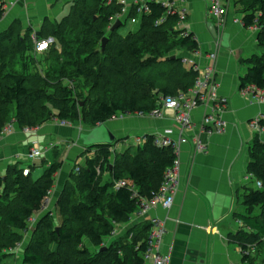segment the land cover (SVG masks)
<instances>
[{
  "label": "trees",
  "instance_id": "trees-1",
  "mask_svg": "<svg viewBox=\"0 0 264 264\" xmlns=\"http://www.w3.org/2000/svg\"><path fill=\"white\" fill-rule=\"evenodd\" d=\"M241 4L243 25L250 27L256 20L257 43L264 49V0H242ZM148 7V13H139L138 6H133L130 17L141 16L138 31H130L125 37L114 31L103 52L101 39L112 19L122 13V5L116 0H74L60 22L45 19L37 40L52 38L47 47L55 53L58 43L75 62L74 66H62L61 74L71 69L89 87V101L82 106L88 126L95 127L117 114L149 112L161 98L193 86L197 72L187 69L181 57L167 53L172 48L197 51L198 41L192 32L179 28L176 8L167 13L168 9L158 2L148 3ZM4 14L5 1L0 0V19ZM162 17L165 19L159 24ZM18 23L15 20L0 33V131L11 120L21 129L37 128L51 119L74 124L80 100L72 88L60 82L53 86L48 78L34 74L26 78L13 70L19 65L13 59L33 49L32 43L21 37ZM9 61L13 62L8 66L5 63ZM153 63H164L170 71L158 68L145 76ZM249 65L240 78V88L264 89V53L253 55ZM21 68L27 69L23 64ZM46 88H53V93H45ZM260 125L264 127V120ZM142 138L132 151L116 154L113 159L110 145L95 146L85 166H77L78 172L71 171L56 203L59 222L51 212L37 222L22 251L23 264H143L141 253L147 247L148 224L138 231H127L98 251L116 226L129 221L141 199L155 196L165 170L177 158L171 146L159 147L153 134ZM250 157L248 172L261 182V188L245 192L246 214H235L243 227L229 233L226 240L239 247L243 261L255 264L257 253L264 250V142L253 143ZM59 168L60 163H53L35 180L30 174L24 176L21 168L0 176V252L12 251L22 240L29 219L49 198ZM120 181L123 185L117 186ZM255 207L258 214H252Z\"/></svg>",
  "mask_w": 264,
  "mask_h": 264
},
{
  "label": "crops",
  "instance_id": "crops-1",
  "mask_svg": "<svg viewBox=\"0 0 264 264\" xmlns=\"http://www.w3.org/2000/svg\"><path fill=\"white\" fill-rule=\"evenodd\" d=\"M116 1L122 5V13L112 19L111 25L120 20L123 22L119 27L121 28L130 20L133 24L132 32L138 31L141 16L135 18L136 22H132L133 18L129 15L131 8L136 5V0ZM166 1L173 2L177 9H185L187 17L183 27L194 34L199 44L197 51L177 50L174 55L205 66L210 62L207 54H217L215 65L219 93L228 98V103L221 113L226 127L221 133L200 135V139L206 144L205 152L197 151L191 136L188 135L187 142L181 144L178 149L179 184L171 207L164 209L155 206L144 214H131L127 223L117 226L118 234L114 236H123L135 227L142 229L144 224L149 225L150 218L156 217L164 224L162 251L169 253L168 264H249L242 260L239 247L228 243L226 236L242 229L243 224L235 218V214H246L243 196L248 189H256L248 178V164L252 162L250 152L253 143L264 142V133H256L249 122L264 114V102L251 94L243 93L240 78L249 69V59L253 55L263 54L264 49L257 43V30L253 26L243 25V7L236 0H231V8L220 22L209 12L206 0ZM68 2H72V5L74 0H5V14L0 19V33L17 20L20 25L22 23L28 34H34V39H37L45 19L57 23ZM238 12L241 13L240 17ZM234 19L238 22H234ZM110 27L106 33L108 37L112 34ZM211 27L215 29L216 38L211 32ZM119 28L116 30L118 34ZM223 34L228 35L227 47L222 44ZM126 35L122 33L120 36ZM185 67L189 69L191 64H185ZM261 91L264 93V89ZM210 109L208 105H201L192 111L195 124L193 133L198 131V123ZM104 123L116 136V141L110 145L112 159L116 154L128 149L132 151L136 136L173 129L175 139L179 128L172 110L164 111V115L159 118L117 114ZM92 128L81 127L75 123L61 125L58 119H51L34 128L30 134L23 133L21 128L15 125L11 133L0 135L2 177L11 170L29 168L31 178L37 179L43 174V169L33 173L32 168L40 160L45 162L41 157L48 151H52L54 156L50 162H45L46 166L60 163L49 198L42 209L29 219L25 233H31L37 222L49 212L54 213L55 222H59L56 203L71 171L78 168L77 166H85L86 160L94 155L95 147L90 149L91 147H85L80 142V134L87 133ZM31 141H36L42 150L41 159L33 162L26 156ZM57 150L60 152L55 154ZM108 178L107 174L105 180ZM258 213L259 209L255 207L252 214ZM113 238L116 237L106 239V244ZM85 243L90 246L88 240Z\"/></svg>",
  "mask_w": 264,
  "mask_h": 264
},
{
  "label": "built area",
  "instance_id": "built-area-1",
  "mask_svg": "<svg viewBox=\"0 0 264 264\" xmlns=\"http://www.w3.org/2000/svg\"><path fill=\"white\" fill-rule=\"evenodd\" d=\"M208 4V10L213 14L217 21L220 22L231 8V0H206ZM158 2L165 6L168 10L167 13L174 12L172 11L174 6L173 2L166 0H136V5L138 6L139 13H148L149 7L148 3ZM123 3V1H121ZM179 16L178 26H182L181 30H188L183 27V24L186 21V12L185 9H177ZM166 17V16H164ZM162 17L158 23L164 21ZM132 22H136V19L133 18ZM234 22H238L237 19H234ZM256 30L258 26L256 20L252 25ZM183 35L185 32H182ZM52 41V38H47L44 40H36V50L42 51L47 48V44ZM46 45V48L43 46ZM216 52H210L207 54V58L210 61L205 66H199L195 63H192L187 58L182 57V62L185 64H191V68L197 72L194 84L188 91H181L173 96H168L161 98L159 105L145 113H137L138 115H147L153 118H159L164 115V111L172 110L174 112V119L178 124V136L173 138V129H166L163 132H157L153 134L155 136V143L159 147L171 146L174 149L176 155H178L179 146L183 143H186L188 140V135L191 136L196 150L199 152H205L206 144L200 139L201 134L212 135L214 133H221L225 130L226 123L223 120L221 113L223 107L227 105L228 98L219 93V84L216 78ZM243 93L251 94L253 97H256L259 101L264 102V93L261 90L254 88L253 86H247L242 89ZM208 105L211 107L201 118L198 123V131L194 132L195 124L192 120V111L201 106ZM264 120V114L253 118L249 123L250 126L255 130L256 133L262 135L264 133V127L260 125V121ZM61 125H69L70 122L65 120H59ZM16 125L15 120H11L5 124L1 131L0 135L9 134L14 130ZM34 128L24 127L22 131L25 133H31ZM193 133V134H191ZM143 142L142 136L135 137V144H141ZM42 155L41 148L37 145L36 141H32L28 146L27 159L30 162H33L39 159ZM79 168H75V172H78ZM22 173L24 176L30 174L29 168H23ZM248 178L252 180L256 189L261 188V182L253 178L251 174L248 175ZM179 184V161L178 158L174 161L172 166L167 168L164 173L163 183L159 188L158 192L151 200L141 199L137 209L133 212V215H141L147 212L151 207L160 206L164 209H169L173 203L175 192L177 191ZM123 185V182H118L117 186ZM149 231L147 235V247L141 253L143 259V264H168L169 263V253H164L162 251L163 247V238H164V224L163 222L156 217L149 219ZM118 229L117 226L113 230L111 237H117L116 235ZM131 238V235L129 236ZM20 244L17 243L14 250L18 249ZM253 252V251H251Z\"/></svg>",
  "mask_w": 264,
  "mask_h": 264
},
{
  "label": "rangeland",
  "instance_id": "rangeland-1",
  "mask_svg": "<svg viewBox=\"0 0 264 264\" xmlns=\"http://www.w3.org/2000/svg\"><path fill=\"white\" fill-rule=\"evenodd\" d=\"M5 1V0H4ZM237 3H241L242 0H236ZM72 3V2H71ZM70 2L65 4V10L63 14L60 15L58 18V22H60L68 13H69V8L71 5ZM238 16H241V13H237ZM18 29L20 27V35L22 38L26 39L28 44L32 43L33 49L31 51H25L24 53L19 54V56L15 57L13 61H17L19 65H17L13 70L23 74L26 78H29L31 75H38L41 78H48L49 81L51 82V85L53 86H58L57 82L63 83L65 86L72 88L74 90V94L77 100H80V108H79V115L78 117L74 120L75 125L81 126V127H86L88 126L82 116V106L85 102L89 101V87L85 85L84 80L81 77H77L74 72L68 70L64 75L61 74V69L62 66L70 65L74 66L75 62L72 60V57H67L65 55V52L61 48V46L57 43L56 48H57V53L53 52L52 49L47 47L46 49L42 51H37L36 50V40L34 39V34H28L27 30L23 29L22 23H18ZM22 26V27H21ZM132 26L133 24L130 22V20L127 21V23L119 28L118 32L120 35L122 33L128 34L129 31H132ZM45 37H43L44 40ZM46 39V38H45ZM53 42V40L51 41ZM49 42L48 44H50ZM47 44V46H48ZM177 53V50L172 48L167 54L168 55H174ZM65 55V56H64ZM13 61H9L8 63L6 62L5 64L9 66V64H12ZM26 65V70H23L21 68V65ZM160 68V70H166L170 71L169 67L165 65L164 63H157L154 64L151 68H149L147 71H145V76H150L154 74V72ZM74 70V69H72ZM159 70V69H158ZM63 76V77H62ZM61 79V81H58ZM45 93L47 94H52L53 93V88H46ZM43 105L40 104V108H42ZM52 112L57 113L54 109H52ZM22 131V129H21ZM23 132V131H22ZM33 132V131H32ZM31 132V133H32ZM25 133V132H23ZM25 134H30V133H25ZM32 142V141H31ZM45 152V151H44ZM60 152L59 150L55 151ZM53 153L52 151H48L44 153V156L41 158L45 160V162H50V159H53ZM40 158V159H41ZM40 160V162H36V166L32 168L33 173L42 170L41 174L44 172V170L48 167L46 166V163ZM23 165L26 166L24 163ZM40 174V175H41ZM54 211V210H53ZM54 214V213H52ZM1 229V228H0ZM140 227H135V231H138ZM118 234V233H117ZM31 236V233H23L22 234V240L18 242L20 246L16 250L9 251L8 253L5 252H0V264H23L22 263V251L24 248L25 243L29 240ZM120 236H117L118 238ZM113 238L112 240L116 239ZM111 240V241H112ZM108 242V241H107ZM106 242L104 244V247H106ZM95 248H92V251H94ZM256 264H264V250L260 251L256 255Z\"/></svg>",
  "mask_w": 264,
  "mask_h": 264
},
{
  "label": "water",
  "instance_id": "water-1",
  "mask_svg": "<svg viewBox=\"0 0 264 264\" xmlns=\"http://www.w3.org/2000/svg\"><path fill=\"white\" fill-rule=\"evenodd\" d=\"M123 22L120 20H116L110 27V32L113 33L116 31ZM211 32L213 36L216 38V32L215 29L211 27ZM109 40L108 36H104L101 39V45H100V51L103 52L105 49V46ZM222 44L224 46H228L227 40L228 35L223 34L222 35ZM116 141V136L113 132H111L105 123H100L97 126L93 127L89 132L87 133H81L80 134V142L85 147H95L99 145H112ZM105 247L99 248L98 251H103Z\"/></svg>",
  "mask_w": 264,
  "mask_h": 264
},
{
  "label": "bare ground",
  "instance_id": "bare-ground-1",
  "mask_svg": "<svg viewBox=\"0 0 264 264\" xmlns=\"http://www.w3.org/2000/svg\"><path fill=\"white\" fill-rule=\"evenodd\" d=\"M43 48H46V45H44Z\"/></svg>",
  "mask_w": 264,
  "mask_h": 264
}]
</instances>
